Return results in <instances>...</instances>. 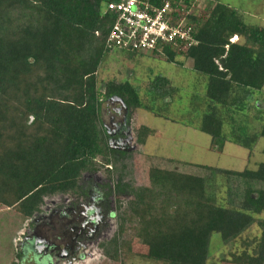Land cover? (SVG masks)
<instances>
[{
    "label": "trees",
    "instance_id": "1",
    "mask_svg": "<svg viewBox=\"0 0 264 264\" xmlns=\"http://www.w3.org/2000/svg\"><path fill=\"white\" fill-rule=\"evenodd\" d=\"M120 1L0 0V226L6 215L12 224L31 220L51 199L81 200L85 175H100L115 203L117 232L99 244L110 259L124 264L139 244L147 250L141 257L155 264H208L219 234L224 245H239L221 264H264V163L233 171L145 155L153 132L146 126L132 129L131 149L120 148V134H110L101 115L115 97L126 121L144 110L209 135L213 150L232 143L251 158L264 138V28L221 3L202 17L197 0H152L169 2L174 22V10L187 12L196 43L186 50L165 44L153 54L181 67L190 61L205 83L189 117L178 120L167 110L179 89L162 75L151 73L142 93L129 82H99L105 56L132 52L107 46L116 13L105 8ZM252 111L260 130L244 123ZM136 164L145 172L141 185ZM217 175L226 179L222 199ZM255 225L260 235H247ZM128 230L133 238L121 243Z\"/></svg>",
    "mask_w": 264,
    "mask_h": 264
},
{
    "label": "rangeland",
    "instance_id": "2",
    "mask_svg": "<svg viewBox=\"0 0 264 264\" xmlns=\"http://www.w3.org/2000/svg\"><path fill=\"white\" fill-rule=\"evenodd\" d=\"M198 10L201 11V16L205 17L204 9L210 4L221 3L230 8L238 10L244 17L246 23L257 25L264 28V0H197ZM238 41V38H234ZM178 59L183 60L180 56ZM192 63L185 62V66H177L174 63H169L163 56L150 53H134V52H115L105 56L99 71V82L107 83L109 81H116L119 83L129 82L137 89L144 90L145 84L148 82L151 73L162 75L168 78L175 87L179 89V94L175 97L174 102L169 106L167 112L170 118H177L178 120L189 117L190 101L192 96L197 92H202L205 88L204 79L194 73L192 70ZM261 94L264 96V89ZM255 111L246 114L244 123L248 125L249 130H260L261 122L255 119ZM129 115V112L128 114ZM126 115V116H127ZM126 125V140L120 142V148L129 147L133 145L132 129L134 127L146 126L153 132L149 136L147 143L142 148V153L152 157H162L174 159L182 162H188L197 165H204L215 167L219 169L243 171L248 168L255 170L259 164L264 163V138H261L255 148L253 156L249 158V151L232 143H227L222 152H218L211 148L212 139L209 135L204 134L193 127L186 126L181 122H172L170 120L159 118L153 114L138 110L131 115ZM124 129V131H125ZM113 142L115 140H112ZM111 141V142H112ZM118 148V147H117ZM144 169L136 164L134 180L138 185L144 182ZM84 179L91 186V188L98 185H107L108 182L100 175H85ZM218 189V199L225 197L226 193V179L222 175L216 176ZM83 183V180L81 181ZM110 186L115 191L116 184L111 183ZM107 187V186H106ZM87 190V189H86ZM64 198L59 197L51 199L47 206L53 204H62ZM108 205L115 211L114 196L107 199ZM223 206L226 202L220 201ZM11 217L6 215L2 225L0 226V264H20L21 252L17 246V241L21 239V233L29 228L30 220L19 218L15 220L14 224L11 222ZM10 220V221H9ZM110 223V224H109ZM4 230V231H3ZM103 237L99 240V244L110 241L117 232L115 220L108 221L105 227ZM259 228L255 225L250 231L249 236L254 237L260 235ZM246 237V234H244ZM133 232L128 230L120 237L121 243L131 240ZM91 245L89 248L90 256L80 263L74 264H121L116 260H112L106 255L100 245ZM239 245H224L219 234H214L210 240V259L208 264H221L220 261L229 252L238 249ZM129 250V249H128ZM135 257L128 258L124 264H155L143 259L147 250L146 247L139 244L134 245L131 251ZM83 256V255H82ZM49 264L48 258L45 261ZM23 264H33L29 255ZM69 264H73L70 262Z\"/></svg>",
    "mask_w": 264,
    "mask_h": 264
},
{
    "label": "flooded vegetation",
    "instance_id": "3",
    "mask_svg": "<svg viewBox=\"0 0 264 264\" xmlns=\"http://www.w3.org/2000/svg\"><path fill=\"white\" fill-rule=\"evenodd\" d=\"M124 107L119 99L113 97L105 100L101 111L107 131L110 134L118 132L122 141L127 138L126 126L114 131L105 117L123 124L127 118ZM81 185L84 198L66 197L62 204L49 205L43 213L30 220L29 228L21 233V239L17 241L21 252L20 264L26 261L28 255L33 264H47V258L49 264H74L90 256V246L99 244L108 221L114 219V210L108 205L109 189L105 185L88 188L91 185L86 179Z\"/></svg>",
    "mask_w": 264,
    "mask_h": 264
},
{
    "label": "built area",
    "instance_id": "4",
    "mask_svg": "<svg viewBox=\"0 0 264 264\" xmlns=\"http://www.w3.org/2000/svg\"><path fill=\"white\" fill-rule=\"evenodd\" d=\"M107 11L116 13L107 38L109 48L153 54L165 44L182 50L196 44L191 37L192 27L187 24L188 13L174 10L179 14L178 21L174 22L173 9L167 1L157 7L152 0H121L108 4Z\"/></svg>",
    "mask_w": 264,
    "mask_h": 264
},
{
    "label": "crops",
    "instance_id": "5",
    "mask_svg": "<svg viewBox=\"0 0 264 264\" xmlns=\"http://www.w3.org/2000/svg\"><path fill=\"white\" fill-rule=\"evenodd\" d=\"M128 114V113H127ZM128 116V115H127ZM105 119L107 121H109V125L111 126V128L114 130V131H119L120 130V127H124L126 126L127 124V121L125 119L124 123H120V122H115L114 119H111L109 116L105 117Z\"/></svg>",
    "mask_w": 264,
    "mask_h": 264
},
{
    "label": "water",
    "instance_id": "6",
    "mask_svg": "<svg viewBox=\"0 0 264 264\" xmlns=\"http://www.w3.org/2000/svg\"><path fill=\"white\" fill-rule=\"evenodd\" d=\"M124 109L127 111V109H126V107H124ZM128 113V112H127ZM127 113H126V115H127ZM125 117V116H124Z\"/></svg>",
    "mask_w": 264,
    "mask_h": 264
}]
</instances>
